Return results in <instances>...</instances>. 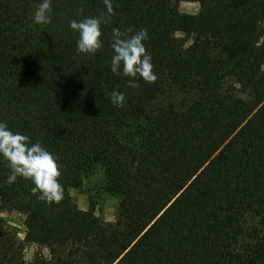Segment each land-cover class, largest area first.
Here are the masks:
<instances>
[{"label": "trees", "instance_id": "1", "mask_svg": "<svg viewBox=\"0 0 264 264\" xmlns=\"http://www.w3.org/2000/svg\"><path fill=\"white\" fill-rule=\"evenodd\" d=\"M40 2L0 0V120L57 158L64 191L50 204L7 183L0 157L1 207L26 228L0 231V264L28 245L55 264H264V0H111L110 19L104 0H52L37 25ZM86 17L105 20L94 56L69 27ZM113 28L147 29L155 83L110 71ZM97 169L114 223L71 196Z\"/></svg>", "mask_w": 264, "mask_h": 264}, {"label": "clouds", "instance_id": "2", "mask_svg": "<svg viewBox=\"0 0 264 264\" xmlns=\"http://www.w3.org/2000/svg\"><path fill=\"white\" fill-rule=\"evenodd\" d=\"M108 17L114 14L111 0H104ZM32 20L37 25L52 22V0H41L32 14ZM104 19L86 17L73 19L69 27L78 34L77 51L87 55H96L103 47L102 25ZM148 40L147 29L134 31L119 28L112 30V57L110 71L117 76L127 77V86L139 87L138 81L155 83L158 79L152 62L151 54L146 50ZM110 99L115 107H124L126 96L119 91H112ZM0 157L7 161L10 173L7 183L14 184L18 178L31 181L34 185L32 193L37 198L48 203H59L63 197L61 166L57 158L43 145L20 132H14L6 121L0 120Z\"/></svg>", "mask_w": 264, "mask_h": 264}, {"label": "rangeland", "instance_id": "3", "mask_svg": "<svg viewBox=\"0 0 264 264\" xmlns=\"http://www.w3.org/2000/svg\"><path fill=\"white\" fill-rule=\"evenodd\" d=\"M179 10L189 15H197L201 11V6L199 3L180 2ZM178 36L183 37L184 35L179 33ZM104 186V173L101 169H97L96 172L85 179L81 189L71 191V196L80 209L88 210L91 206H94L95 214L98 217L104 222L114 223L118 212L119 199L108 194ZM24 220V215L4 211L0 204V231H5L8 237L14 238L16 242H21L25 237ZM22 263L55 264V261L48 249L28 245L22 251Z\"/></svg>", "mask_w": 264, "mask_h": 264}]
</instances>
